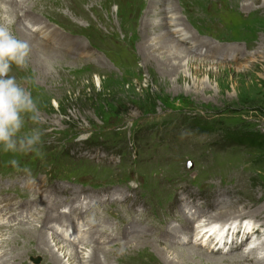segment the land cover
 Instances as JSON below:
<instances>
[{
  "label": "rangeland",
  "instance_id": "374dc122",
  "mask_svg": "<svg viewBox=\"0 0 264 264\" xmlns=\"http://www.w3.org/2000/svg\"><path fill=\"white\" fill-rule=\"evenodd\" d=\"M25 5L43 25L58 28L61 33L54 36L68 37L65 46L51 51L31 48L28 66L12 68L10 75L38 102V126L44 134L39 152L0 150V170H6L0 171V196L20 198L12 200L14 208L20 203L19 211L24 204L26 209L37 207L40 219L45 217L40 202H51L48 197L60 199L63 211L69 210L70 198L82 197L80 216L85 217L87 240L77 242L80 232L61 228L59 222L70 225L61 220L53 219L47 228L55 240L61 230L71 232L63 243L77 244L84 256L104 229L96 255L86 262L80 253L76 264H156L154 259L176 264L171 259L176 256L181 260L177 264H239L231 260L237 255L243 256L242 264H264V247L258 246L264 242V0H25ZM168 10L187 31L184 41L168 24H160L163 16H172ZM150 11L151 22L145 19ZM19 12L5 17L18 22L23 11ZM19 28L14 30L20 36ZM86 29L97 30L98 47L85 40ZM33 126L27 120L25 131ZM243 132L262 139L257 145L243 144L236 136ZM176 141H183V146ZM155 146L173 148L172 158H163ZM57 147L67 159L57 156ZM13 159L18 166L11 164ZM30 162L38 167L30 169ZM22 181H29L25 188ZM14 184L23 188L20 193L8 189ZM171 184L182 205L174 218L163 204ZM33 188L43 195L31 205L29 199L37 193ZM200 206L213 215L221 206L223 212L232 210L220 223L252 220L255 229L249 236L259 233L256 239L261 241L248 250L242 245L220 253L198 244L194 229L174 241L171 234L163 235L159 226L173 231L183 212L192 215ZM52 208L59 210L60 205ZM27 214L28 221L0 230V244L6 242L0 261L10 255L2 264H31L39 255L35 264H51L30 233L16 237L17 226L40 227L38 215ZM130 217L135 229L126 239L121 231ZM203 218L197 220L204 222ZM256 221L263 229L256 228ZM138 232L149 242L134 248L133 235ZM63 243L52 240L63 262L75 264L68 260ZM124 244L128 246L120 248ZM253 247L257 253H247ZM94 257L101 262L95 263Z\"/></svg>",
  "mask_w": 264,
  "mask_h": 264
},
{
  "label": "bare ground",
  "instance_id": "6f19581e",
  "mask_svg": "<svg viewBox=\"0 0 264 264\" xmlns=\"http://www.w3.org/2000/svg\"><path fill=\"white\" fill-rule=\"evenodd\" d=\"M28 1V0H27ZM67 1V0H66ZM97 1V0H96ZM99 1H102V0H99ZM131 1V0H130ZM83 2V1H82ZM89 2V1H88ZM156 3H157V1H155ZM66 3V2H65ZM85 4H87V3H85ZM90 4V3H89ZM102 4V3H101ZM104 5V4H103ZM109 5V4H108ZM94 6V5H93ZM40 8V7H39ZM54 8V7H53ZM94 8V7H93ZM171 8H172V6H171ZM168 9V8H167ZM166 9V10H167ZM173 9V8H172ZM21 10V11H20ZM123 10V9H122ZM157 10H158V8H157ZM174 10V9H173ZM173 10H168L169 12H171L172 13V16L170 17V16H167V15H165V16H163L162 17V20H161V22H160V24L161 25H163V24H168V28H171V31L174 33V35L176 36V38L179 40H181V41H184L185 40V34H188L187 33V31L185 30V29H183L181 26H180V24H178V22H177V19H173L174 18V14H173ZM22 12V15H21V18H20V16H19V18H17L16 19V21L18 20V22H14L13 21V28H15V27H20L19 29L21 30V35H22V37L24 38V39H26L28 42H29V44H30V46H31V48L33 49V50H35L37 53L40 51V50H46V51H51V48H53V47H59V46H65V44H66V42H67V37L68 36H66L65 34L63 35H61L60 37L58 36H54L53 34L55 33V34H60L61 32L58 30V28L56 29V27H51L50 26V24L49 25H47V21L45 22L46 24H44L43 25V22H42V20L40 19V18H38L37 17V15L36 16H32V12L29 10V9H27V7H26V5H25V0H0V19H4V18H6L5 17V15H7V16H11L12 14H14L15 12ZM92 11V10H91ZM118 11H119V8H118ZM19 12V13H20ZM36 12V11H35ZM18 13V14H19ZM107 13V12H106ZM151 13V11L147 14V18H145L146 20L148 19L150 22H151V18H152V14L149 16V14ZM131 14V13H130ZM174 15V16H173ZM17 17V16H16ZM128 18H131L130 17V15H128L127 16ZM132 19H134V18H132ZM173 19V20H172ZM44 20V19H43ZM149 21H148V23H149ZM179 21V20H178ZM157 22H158V20H157ZM37 25H39L38 27H36ZM147 27H149V25H147ZM87 28H89V27H87ZM81 29V28H80ZM20 35V36H21ZM73 39V38H72ZM176 41V40H175ZM83 42V41H82ZM81 45V44H80ZM178 45V44H177ZM180 45V44H179ZM72 46V45H71ZM70 46V47H71ZM88 46V45H87ZM178 56V55H177ZM40 59V58H39ZM39 63H40V61H39ZM36 64V63H35ZM40 64H42V63H40ZM39 65V64H38ZM40 66V65H39ZM43 67V66H42ZM39 180H41V179H39ZM36 182V181H35ZM168 182V181H167ZM26 184V183H25ZM28 186V185H27ZM30 186V185H29ZM32 186V185H31ZM31 188V187H30ZM32 189V188H31ZM33 190L35 191V192H37L36 194H34L33 195V197H32V199H29L30 201H29V203H31V205H34L35 204V201H39L40 200V198H42V197H40L39 196V194L40 195H43V193L40 191V189L39 190H36V189H34L33 188ZM186 190V189H185ZM31 191V190H30ZM63 191V190H62ZM42 194H41V193ZM116 192V191H115ZM114 192V193H115ZM24 193V192H23ZM24 195V194H23ZM178 195H179V193H178ZM181 195V194H180ZM52 196V195H51ZM184 197H185V195H183ZM120 197V196H119ZM48 199H49V201H51V202H48V203H44V204H42L41 202H40V205L43 207L40 211H43V213L45 214V217L44 218H41V219H38L39 220V222L41 223V225H40V227H34V226H32L31 224H30V226H17V227H15V230L17 231V233H16V237H17V234H19L20 233V235L18 236V237H20L21 238V235H22V233H30L29 235H30V240H33V241H35V242H37V244H38V246H39V249L42 251V254H43V256L44 257H47L48 259V261L47 262H49V263H51V264H65L64 262H63V260H62V256H61V254H59L58 252H56V250L53 248V246H52V240L53 241H56V245H58L59 243L61 244V242L63 243L64 242V240H63V237H66V238H68L72 233L71 232H65L64 230H61V232H59L60 233V237H61V239L59 238V236H57L56 235V237H57V239L58 240H55V239H53V238H51V237H49L48 236V232H47V228H51V225H49L50 224V222L51 221H53V219H55L56 221H63V222H65V223H68V224H70V225H65L64 224V227L65 226H68V227H70L72 230H74V229H76L78 226H79V228L81 229L82 228V226H80V223L81 222H83V223H85V218H84V216H80L81 215V208H80V205H79V203L81 202V200H82V197H75V198H70L69 199V204H70V209H69V211L67 212V211H63V212H61L60 211V209L58 210V209H53L52 207L53 206H55V204L57 205V206H61V201H60V199H58L57 197L56 198H50V197H48ZM200 199V198H199ZM220 199V198H219ZM219 199H217V201H219ZM12 200L13 199H11V198H6V197H1L0 198V230L1 231H7V230H9L11 227H12V224L10 223V224H6V223H3L2 224V222L1 221H3V220H7L8 219V221L10 222V221H13V220H17V217L18 216H21L22 214H23V210L25 209V208H27V205L26 204H24V205H22L24 208L23 209H21L20 211L18 210V206H19V204H18V206L16 207V208H14V204L12 203ZM46 201H47V199H46ZM134 201V200H133ZM216 201V203H218ZM22 202V201H21ZM97 202V201H96ZM24 203V202H23ZM187 203V202H186ZM193 203V202H192ZM222 203V202H221ZM65 204V203H64ZM67 204V203H66ZM190 204H191V202H190ZM197 204V203H196ZM195 204V205H196ZM30 205V204H29ZM30 205V206H31ZM188 205V204H187ZM212 205V204H211ZM37 206V205H36ZM180 206H182V205H180ZM192 206V205H191ZM227 206V205H226ZM184 207L186 208V204H184ZM199 207V206H198ZM212 207V206H211ZM225 207V206H224ZM223 206H221L220 208H218V211H217V213L215 214V215H213L214 213H212V214H210L209 212H210V210H200V211H196L194 214H192L191 216L189 215V214H187V213H184L183 212V215H182V219H180V221H179V227H176L175 228V230H173V231H170L169 230V228H166L165 226H159L160 228H161V231L163 232V235H165L166 233H168V235L169 234H171V236H174V237H179L180 236V234L181 233H183V232H188V231H191V230H193L194 229V233L196 234V232H197V228L195 229V226H194V218L195 219H198V218H200V217H202L203 218V216H205L206 217V219H205V226L206 227H208L209 228V230L208 231H210L208 234H210V233H213L214 235H221L222 233H223V231H221V229H218V227L217 226H219V225H221V223H220V220L223 218V217H225V216H228L229 215V217H230V215H231V211L232 210H225V212H223L222 211V209L224 208ZM78 208H80V209H78ZM189 208V207H188ZM214 208H216V205L214 206ZM38 208L36 207H34V206H32L30 209L28 208L27 210H30V211H32V213H33V215H37L39 212H38V210H37ZM76 209V210H75ZM95 209H98V207H95ZM183 209V208H182ZM190 209V208H189ZM134 211H135V209H134ZM190 212V211H189ZM26 213H27V211H26ZM130 213V212H129ZM179 213H181V209L179 208ZM107 214V213H106ZM133 214V213H132ZM173 215H172V217L175 215V213L173 212L172 213ZM243 214V213H242ZM28 215V214H27ZM31 215V214H30ZM32 215V216H33ZM181 215V214H180ZM96 216H98V214L96 215ZM169 216H170V214H169ZM255 216V215H254ZM29 217V216H28ZM86 217H87V214H86ZM237 217V219L238 218H242L241 217V214L240 215H238V216H236ZM244 217H246V216H244ZM73 218V219H72ZM174 218V217H173ZM29 219V218H28ZM169 219V218H168ZM168 219H167V221H168ZM204 219V218H203ZM26 220V219H25ZM172 220V219H171ZM182 220V221H181ZM226 220V219H225ZM132 221H133V219L130 217V219H127L126 218V222L124 223L125 225H124V228H123V231H121V233L123 232L124 233V238H129V231H130V229L131 228H134L135 229V227H133L132 226ZM235 221H237V220H235ZM30 222H33V221H30ZM92 222V221H91ZM224 222V221H223ZM15 223V222H14ZM61 225H62V223L61 222H59ZM86 223H88V222H86ZM132 223V224H131ZM226 223V222H225ZM245 223H250V224H248V225H245V227H247L246 229H249L250 230V232L249 233H251V231H254V229H255V227H253V221H246ZM128 224H129V226H128ZM18 225V224H17ZM89 225V224H88ZM93 226V225H92ZM96 226V225H95ZM94 226V227H95ZM52 227H53V224H52ZM158 227V228H159ZM163 227H164V229H163ZM249 227V228H248ZM165 228H166V230H165ZM259 228V227H258ZM54 229H57V228H54ZM99 230V229H98ZM196 230V231H195ZM100 231H101V238H100V240H99V238H96V239H94L95 241H96V243L98 242V243H101L102 241H104L103 240V237H104V235H103V233H105L104 232V229H100ZM31 232H34V233H31ZM95 233V232H94ZM96 233H98V232H96ZM206 233V232H205ZM205 233H203L202 234V232L201 231H198V235H201V240H203V243L205 244V242H208L209 240H211L212 238H211V235L210 236H207V234H205ZM254 233V232H253ZM5 234V233H4ZM85 234H86V232H85ZM88 234V233H87ZM90 234V233H89ZM94 236H95V234H93ZM92 235V236H93ZM119 235H121V234H119ZM167 235V236H168ZM251 235L252 234H250V236H249V234H246V238H247V240H249L250 238H251ZM3 236V235H2ZM87 236V235H86ZM89 236H91V235H89ZM93 236V237H94ZM97 236H100L99 234L97 235ZM97 236H95V237H97ZM106 236V235H105ZM120 237V236H119ZM143 237H146V234L145 233H140V232H138V233H136V234H134L133 235V240H135L136 241V243H135V247L134 248H136V247H138V246H140V245H145L146 243H147V239L146 238H143ZM169 237V236H168ZM177 237L176 238H173V241L174 240H176L177 239ZM55 238V237H54ZM109 238V237H108ZM203 238V239H202ZM7 239V238H6ZM16 239V238H15ZM23 239V238H22ZM84 239H86L85 237L84 238H82V240H79V242L80 241H84ZM89 239V238H88ZM97 239H98V241H97ZM179 239V238H178ZM186 238H184L182 241H184ZM17 240V239H16ZM87 240V239H86ZM106 240V239H105ZM158 240H160V239H158ZM256 240H258V239H256ZM24 242H23V244H25V243H27V239H25V240H23ZM90 241V240H89ZM93 241V240H92ZM179 241V240H178ZM181 241V240H180ZM258 241H261L260 239L258 240ZM262 241H263V239H262ZM260 242L259 244H258V246H260L261 248L262 247H264V242ZM13 242V241H12ZM16 242H18V241H16ZM149 242V241H148ZM4 243H6L5 241H3L2 242V244H4ZM14 243V242H13ZM96 243L94 242V244H95V246L93 245V246H89L90 248H88L89 250H87V251H89L88 252V257L87 256H84L85 254L84 253H81L79 250H78V246H77V244H73V243H63L64 245H63V249H65V250H68L67 251V256H69V258H68V260H72V262H74L75 263V259L74 258H78L79 257V254L81 253V255H83L84 256V258H87V260H86V262L90 259L89 258V256L90 257H92V256H95L96 254H95V252H94V250H96V246L98 245V243H97V245H96ZM127 243V242H126ZM211 243V242H210ZM175 244V243H174ZM178 244V243H177ZM35 245V244H34ZM127 246H128V244H126ZM211 245H213V244H211ZM210 244H209V246L210 247H212ZM242 245H244L243 243H242ZM0 246H3V245H0ZM10 246V245H9ZM127 246H125V244H124V246H122V247H120V248H124V247H127ZM133 246V245H132ZM21 247H22V245H21ZM96 247V248H95ZM208 248V249H211V248ZM226 247V245L224 244L223 246H222V248H225ZM257 247V246H256ZM34 248V247H33ZM38 248V247H37ZM241 248V244H236V243H232L231 245H230V250L229 251H232V250H235V249H240ZM31 249V248H30ZM35 249V248H34ZM38 249V250H39ZM100 249V248H99ZM103 249L104 248H102V249H100L103 253H107L106 251L104 252L103 251ZM221 249L220 248H218V250H213V249H211V252H220L221 253V251H220ZM22 251V250H21ZM178 251H180V253L181 254H186V253H183L182 252V250H178ZM257 249H255V247H253L252 249H250L247 253H252V252H254V253H252V255H254V254H256L257 252ZM23 252H24V250H23ZM29 252V251H28ZM192 252V251H191ZM256 252V253H255ZM15 253V252H14ZM25 253V252H24ZM32 253V252H31ZM177 253V252H176ZM222 253H223V251H222ZM233 253V252H232ZM19 254V253H18ZM244 254V253H243ZM12 255V254H11ZM20 255V254H19ZM24 255V254H23ZM26 255V254H25ZM250 255V254H249ZM10 256V255H9ZM9 256H7V257H5L4 259H2V261H0V264H2V263H5V262H7V259H8V257ZM21 256V255H20ZM176 256V255H175ZM238 256V255H237ZM237 256L235 257V259L234 258H232L231 260H235L236 262H238L239 264H242V257L241 258H237ZM248 256V255H247ZM15 257V256H14ZM26 257V256H25ZM30 258L32 257V255H30L29 256ZM39 257H40V255L38 256V258H34V257H32L33 259H31V264H35V263H37V262H39ZM176 257H178V256H176ZM176 257H173V258H171L174 262H176V264L177 263H179L181 260H179V259H176ZM238 257H240V256H238ZM250 257V256H249ZM41 258V257H40ZM83 258V259H84ZM25 259V258H24ZM82 259V258H81ZM102 260V259H101ZM101 260H97V258L95 259V257H94V261H95V263H96V261H98V262H101ZM18 261V260H17ZM154 263H156V264H160V260H158V261H156L155 259L154 260H152ZM166 261H168V259L166 260ZM84 263L85 261H82L81 260V262L80 263ZM85 262V263H86ZM15 263V262H14ZM13 263V264H14ZM21 263V262H20ZM257 263V262H256ZM76 264V263H75ZM87 264H89V263H87ZM254 264V263H253Z\"/></svg>",
  "mask_w": 264,
  "mask_h": 264
},
{
  "label": "clouds",
  "instance_id": "9594fccd",
  "mask_svg": "<svg viewBox=\"0 0 264 264\" xmlns=\"http://www.w3.org/2000/svg\"><path fill=\"white\" fill-rule=\"evenodd\" d=\"M30 56L31 46L16 33L12 19H0V150L5 153L39 152L42 144L38 102L29 88L10 75L13 66L26 68ZM27 120L35 126L25 131ZM11 164L16 167L18 161L13 159Z\"/></svg>",
  "mask_w": 264,
  "mask_h": 264
},
{
  "label": "trees",
  "instance_id": "16d2710c",
  "mask_svg": "<svg viewBox=\"0 0 264 264\" xmlns=\"http://www.w3.org/2000/svg\"><path fill=\"white\" fill-rule=\"evenodd\" d=\"M205 125V124H203ZM237 134V133H236ZM239 139V141H243V144H247L248 141L252 143V145H257L258 141H260L262 138L260 137V135L257 134H247L245 132L242 133V135H236Z\"/></svg>",
  "mask_w": 264,
  "mask_h": 264
}]
</instances>
